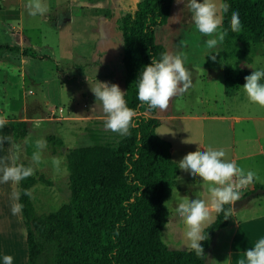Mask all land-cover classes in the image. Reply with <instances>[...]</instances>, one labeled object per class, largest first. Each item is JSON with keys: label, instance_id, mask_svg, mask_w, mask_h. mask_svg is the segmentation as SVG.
<instances>
[{"label": "rangeland", "instance_id": "1", "mask_svg": "<svg viewBox=\"0 0 264 264\" xmlns=\"http://www.w3.org/2000/svg\"><path fill=\"white\" fill-rule=\"evenodd\" d=\"M137 1L43 0L49 11L43 16L33 17L26 8L27 0H0V42L18 43L15 33L8 35L2 30L17 27L22 29L31 45H43V57L34 59L26 72L16 51H12L9 57L6 56L7 51L0 52V90L4 95L1 102H7L10 122L16 119L27 121V135L23 138L14 139L11 127L1 129V138H10L1 144V166L2 163L10 165L13 158H17L16 163L25 160L51 182L46 184L38 181L30 189L37 213L55 210L68 200L69 169L66 151L70 147L89 144L95 140L116 142L122 137L104 128V115L99 102L97 108L91 110L95 104V96L89 83L93 86L97 81L116 83L124 91L122 74L112 70V64L118 59L122 46L118 18L132 10ZM155 39L167 51H185L188 54L186 65L189 68L194 65L204 77L194 81L184 93L183 99L177 101V96L173 97L167 111L157 109L156 115L162 119V125L156 129L157 133L171 141L172 156L177 162L198 147L201 151L209 147L223 149L226 152L224 159L228 160L229 141L240 126L230 116L254 115L252 119L241 120V124L253 123L257 126V123L263 128L264 119H258V116H264V107L251 103L242 87L234 96H227L223 74L216 68V60L219 58L216 57L213 61L210 54L213 50L219 51L215 52L216 55L223 50L239 53L245 47L233 44L225 48L222 43L214 49L206 48L205 41L209 37L195 29L187 7L183 3L177 4L175 0L167 23L157 27ZM250 49L261 51L254 54L251 70L264 69V43L253 44ZM241 61V57L226 59L227 65H235ZM191 73L196 75V71L191 70ZM53 78L57 82L49 81L43 89L44 82ZM55 88L59 89V100L56 103L51 101L53 96L48 95L51 100L44 96L48 89L53 91ZM13 101H26L24 110H20L21 103V107L18 105L10 111ZM179 109L178 113L185 114V118L166 117ZM93 115L101 116L94 118ZM176 132L181 135L175 136ZM53 134L62 138V146H54L48 141L47 136ZM38 139H46L47 148L37 149L35 142ZM186 140L193 142L185 143ZM38 151L41 160L34 163L32 155ZM53 157L61 159L59 169L54 167ZM189 176L190 173L180 171L178 183L165 201L169 216L165 224L167 228L164 226L161 238L170 248H187L183 239L185 226L181 218H175L176 205L172 201L173 198L180 200L178 189L187 186ZM18 185L12 182L1 183L3 256L11 255L13 264H27L26 224L22 213L13 215L11 212V194L13 190L18 191ZM197 189L193 190L194 194L189 199L201 198L204 191L199 190L200 186ZM263 195L264 193L259 196Z\"/></svg>", "mask_w": 264, "mask_h": 264}, {"label": "trees", "instance_id": "2", "mask_svg": "<svg viewBox=\"0 0 264 264\" xmlns=\"http://www.w3.org/2000/svg\"><path fill=\"white\" fill-rule=\"evenodd\" d=\"M173 1L138 0L132 10L118 18L122 46L112 70L122 74L125 100L136 111V126L130 134L116 142L95 140L66 151L68 200L55 210L37 213L32 199L24 195V190L30 191L38 181L51 184L42 173L35 171L19 183L18 202L24 205L21 213L27 228V264H207V251L230 215L216 214L205 227L208 239L201 241L205 256H197L190 248H170L163 242L161 232L169 215L165 201L177 184L180 168L172 156L171 142L156 131L161 124L157 109H149L137 98L136 80L143 66L167 51L156 41L155 31L167 23ZM222 2L229 5L223 13V28L228 29L225 48L239 44L245 47L242 53L252 50L253 44L264 43V0ZM233 11L239 13L240 33L230 29ZM19 49L0 42V52ZM42 49L43 45L33 46L23 36L25 70L34 59L43 57ZM249 74L248 68L227 66L225 93H234ZM10 125L14 139L27 135L26 120H12ZM47 139L62 146L59 136ZM19 163L31 166L25 160ZM257 187L264 188V183H254L241 196ZM224 207L227 211L231 206Z\"/></svg>", "mask_w": 264, "mask_h": 264}, {"label": "clouds", "instance_id": "3", "mask_svg": "<svg viewBox=\"0 0 264 264\" xmlns=\"http://www.w3.org/2000/svg\"><path fill=\"white\" fill-rule=\"evenodd\" d=\"M177 4L183 3L191 13L195 29L203 36L209 37L205 41L208 49L217 48L228 35V29L223 28V13L228 11L229 5L220 0H175ZM26 8L29 15H45L49 9L43 0H27ZM230 29L234 33H240L242 23L239 13L233 11L230 20ZM219 52L214 51L212 53ZM211 59L216 60L212 55ZM187 56L183 52L165 51L160 59L152 57L151 63L144 65L137 78V98L142 105L149 109L167 111L170 100L173 97L183 95L193 83L192 73L186 67ZM88 79V78H87ZM242 88L251 103L264 107V69H254L251 74L244 77ZM89 82V81H88ZM90 90L95 96V104L92 111L97 108V102L104 115V128L121 136L130 134V129L135 127L136 111L127 105L125 91L116 83L97 81L93 86L89 83ZM8 123L5 117H0V129ZM10 138H0V144ZM185 143L193 142L190 140ZM36 148H47L46 139L36 140ZM190 151L178 162V167L190 173L192 177H200L208 185L209 198L186 197L178 201L176 213L182 219L185 226L183 239L185 245L193 250L197 256H205L201 241L208 239L205 235V227L213 219V214L224 212L225 216L231 215L233 205L241 199V190L252 185L259 179L251 170L245 171L238 166L235 160H226V152L223 149L203 148ZM17 158L9 165L2 163L0 166V183L12 182L19 184L21 181L33 176L35 170L23 163H16ZM40 152L32 155V161L39 163ZM52 163L59 169L61 159L53 157ZM21 193L13 190L11 199V212L13 215L21 213L24 205L18 203ZM24 195L31 198L32 193L24 190ZM225 205L231 207L225 211ZM167 228V225H165ZM167 234V231L165 232ZM3 264H13L11 255L3 256ZM239 264H264V238H260L252 247L245 250L244 259Z\"/></svg>", "mask_w": 264, "mask_h": 264}, {"label": "crops", "instance_id": "4", "mask_svg": "<svg viewBox=\"0 0 264 264\" xmlns=\"http://www.w3.org/2000/svg\"><path fill=\"white\" fill-rule=\"evenodd\" d=\"M4 34L9 33H15L16 38L19 40L18 43L15 44V46H19V50H7L6 56L9 57L8 55L11 54L12 51H16L17 54H19V60H21L24 67V60H23V53L21 51L22 48V39H23V33L22 29H19L17 27L15 28H7V29H2ZM216 50H213V52ZM179 52H183L186 54L188 58V54L183 51L182 49ZM257 52H261L260 50H249V51H244L242 53H226L224 50L221 51L220 53H215L211 52V56L215 55L219 59L216 60L218 64L216 65L217 69H220L223 74L224 78V69L227 66L233 67V68H248L251 70V63L253 62L254 59V54ZM12 55V54H11ZM235 58V57H241L242 61L241 63H236L235 65H227L226 59L230 58ZM2 56H0V60ZM186 67H188L186 65ZM195 66L192 65L189 70L196 71V75H192V80L194 84V81L196 79H203L202 74L199 69L194 68ZM27 70H25L26 72ZM49 81L57 82V79H51L47 80L43 84V89L47 87ZM225 81V78L223 82ZM52 82V83H53ZM245 83V80L240 83L238 89L235 90L234 93L231 95H226L227 96H234L236 93H238L242 87V85ZM5 91V90H4ZM46 91V89H45ZM1 98H0V117H5L8 121L7 125L4 126V129L7 127H11L10 125V120L8 116V110L9 108L7 107V102L5 101L4 103L1 102V100L4 98V95L2 96V91L0 90ZM49 96H53L51 100ZM44 96L49 98L51 101H54L55 103L58 102L59 100V89H54L53 91L48 89L46 92H44ZM183 95L177 96V101L180 99H183ZM38 101V100H37ZM39 102H42L41 100ZM22 103V104H21ZM24 102L18 103L17 101H13L10 105V111L13 110L14 107H17L20 105L21 111L24 110ZM15 104V106H13ZM54 105V103H53ZM54 111V108H52ZM175 109V108H174ZM176 110V109H175ZM180 111L177 110L175 113H170L166 117L169 119H181L185 118V114H179L178 112ZM101 116V115H93L94 118ZM157 116V115H156ZM213 117H220L223 115H212ZM159 117V116H157ZM253 116L249 115H231L230 118L233 120H236L237 122L240 123L239 129L234 132L233 137L229 141V152H228V160H235L238 166L242 167L246 172L251 170L257 174L259 177L258 180H256L254 183H264V127L261 128L259 124L255 123L257 126H255L253 123H243L241 124V120H249L252 119ZM264 119V116H258V119ZM161 124L162 125V119L160 117ZM173 126H178L177 124H172ZM158 126V127H159ZM174 134V132H173ZM181 135L180 132H176L175 136ZM0 138H1V129H0ZM171 142V141H170ZM172 145V143H171ZM217 149V147L215 148ZM173 151V148H172ZM0 166H1V144H0ZM181 171V169H180ZM180 174V173H179ZM1 175V173H0ZM202 178H197V177H192L191 175L187 179V186L179 187L178 189V196L180 197V200L186 198V197H191L193 196V190L198 186H200L201 192L204 191V194L201 196L202 199H205L206 201L209 198V193H208V185L204 186L202 183ZM178 183V182H177ZM254 183L247 188H244L241 190V194L244 192L251 190L254 187ZM197 189V190H198ZM198 192V191H197ZM2 188H1V183H0V264H3V243H2V236H3V212H2ZM262 195V194H261ZM206 196V197H205ZM170 197V196H169ZM178 198H173L172 204H175L177 206ZM176 209V208H175ZM22 215V214H21ZM215 213L213 214V219L215 218ZM169 216V215H168ZM175 218H180L179 215L175 212L174 214ZM23 218V217H22ZM212 219V220H213ZM168 222V220H167ZM166 222V223H167ZM181 223V221H180ZM209 224V223H208ZM164 229V228H163ZM260 238H264V195L263 196H257V198H252L248 204L245 206L239 208L236 211H231V215L229 217L228 224L220 229L214 239L213 244L210 246V248L207 251V257L206 261L209 260V263L207 264H239V261L241 259H244V253L245 250L252 247ZM188 248V247H187Z\"/></svg>", "mask_w": 264, "mask_h": 264}, {"label": "water", "instance_id": "5", "mask_svg": "<svg viewBox=\"0 0 264 264\" xmlns=\"http://www.w3.org/2000/svg\"><path fill=\"white\" fill-rule=\"evenodd\" d=\"M264 193V188L263 187H257L255 190L250 191L249 193L241 196V199L239 201H236L233 205L232 211H236L239 208L245 206L246 204L249 203V201L254 198L255 196L259 194Z\"/></svg>", "mask_w": 264, "mask_h": 264}]
</instances>
